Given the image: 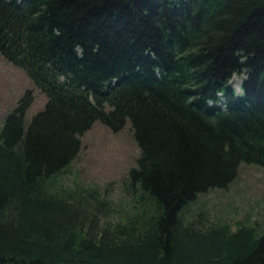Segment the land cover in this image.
<instances>
[{
  "label": "trees",
  "instance_id": "1",
  "mask_svg": "<svg viewBox=\"0 0 264 264\" xmlns=\"http://www.w3.org/2000/svg\"><path fill=\"white\" fill-rule=\"evenodd\" d=\"M0 54L45 95L0 125V264H264V232L184 216L239 162L264 165V0H0ZM126 119L140 208L108 226L103 198L56 176L94 120Z\"/></svg>",
  "mask_w": 264,
  "mask_h": 264
},
{
  "label": "rangeland",
  "instance_id": "2",
  "mask_svg": "<svg viewBox=\"0 0 264 264\" xmlns=\"http://www.w3.org/2000/svg\"><path fill=\"white\" fill-rule=\"evenodd\" d=\"M243 77L242 73L234 72L228 79L237 93L241 91ZM27 88L32 90V98L25 110L26 119L42 107L45 95L34 87L22 67L0 54V125ZM79 140L77 153L58 173L56 181L66 190H73L75 197L83 195L89 199L85 202L87 207L92 201L87 192L103 198L105 208L98 209L100 223L110 226L124 222L140 208L127 177L139 153L129 120L116 131L94 120L79 135ZM184 216L197 218L202 224H225L229 230L245 224L253 226L258 233L264 232V165L239 162L224 186L198 192L185 206Z\"/></svg>",
  "mask_w": 264,
  "mask_h": 264
}]
</instances>
